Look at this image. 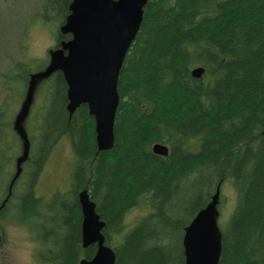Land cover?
Instances as JSON below:
<instances>
[{"label": "trees", "instance_id": "trees-1", "mask_svg": "<svg viewBox=\"0 0 264 264\" xmlns=\"http://www.w3.org/2000/svg\"><path fill=\"white\" fill-rule=\"evenodd\" d=\"M72 1L46 0L43 17L60 14L63 25ZM56 36L72 37L60 26ZM197 67L205 69L200 79L192 76ZM31 73L16 77L23 81L22 99ZM42 84L45 103L27 116L29 152L25 157L23 146L10 183L23 187L15 201L22 217L38 222L40 263L79 264L96 252L82 247L78 195L87 189L106 223L115 264H185L186 228L230 182L236 205L220 226L219 264H264V0H148L120 73L110 151L98 150L87 105L68 111L61 72ZM16 106H0V181L13 162L6 150L15 151L21 138ZM65 138L74 153L70 190L47 201L37 186ZM157 143L169 147L167 157L153 152ZM12 190L9 199L17 198ZM142 205L148 213L128 227V214Z\"/></svg>", "mask_w": 264, "mask_h": 264}, {"label": "water", "instance_id": "water-1", "mask_svg": "<svg viewBox=\"0 0 264 264\" xmlns=\"http://www.w3.org/2000/svg\"><path fill=\"white\" fill-rule=\"evenodd\" d=\"M148 0H73L60 32L71 35L50 53L48 66L31 76L24 110L16 117L15 129L24 140L25 157L30 144L22 122L29 114L36 84L61 72L68 85V111L73 114L87 105L95 120L96 143L99 151L115 146V119L120 104L119 77L127 53L141 28ZM203 67L192 70L200 79ZM153 152L167 157L169 147L157 143ZM22 159H19L21 161ZM221 188L212 201L201 209L185 230L183 237L185 264H219L222 254V231L218 222ZM82 211V244L97 245L92 259L80 264H115L116 254L106 244V223L97 212V205L87 189L79 195Z\"/></svg>", "mask_w": 264, "mask_h": 264}, {"label": "rangeland", "instance_id": "rangeland-1", "mask_svg": "<svg viewBox=\"0 0 264 264\" xmlns=\"http://www.w3.org/2000/svg\"><path fill=\"white\" fill-rule=\"evenodd\" d=\"M45 2L46 0H0V106L3 104L4 108H12L13 105L18 104V107L14 109L16 116L24 110L27 99V95L22 99L24 88L22 78L20 82L16 80V77L24 76L26 70L31 71L32 75L44 69L50 61L51 51L56 47L57 28L62 26L63 17L60 14L50 13L48 17H43ZM43 82L44 80H41L36 84L28 116L38 114L42 110L43 102L45 103ZM30 121L26 117L22 122L27 132L30 126H33ZM16 143L15 151L7 152L6 150L8 158L10 161L12 158L13 162H10V170L5 171L0 181V201L6 196L9 199L11 189H13L12 193L16 192L17 197L9 199L10 208L13 210L9 211V222L6 224L8 236L5 246L27 247L30 246L28 244L30 238L35 244V251L39 246L35 240L37 220L33 219L34 221L31 220L33 223L27 222V225L18 224L21 221H12V218H18V211L14 209L15 201H18L19 192L21 194L23 190L21 185H19L21 190L10 187L16 172L15 162L23 155V146H25L22 137L17 138ZM73 166L72 145L65 138L57 143L44 167L36 190L38 197L49 201L56 193L67 194L70 190ZM219 204L221 207L218 222L220 226H223L229 220L236 205V193L230 182L222 186ZM148 211L147 205L133 209L126 219L128 227L137 223ZM13 212L14 217H12ZM189 218L188 215L185 216L186 221ZM3 249L0 248V251ZM35 264H38V260H35Z\"/></svg>", "mask_w": 264, "mask_h": 264}, {"label": "flooded vegetation", "instance_id": "flooded-vegetation-1", "mask_svg": "<svg viewBox=\"0 0 264 264\" xmlns=\"http://www.w3.org/2000/svg\"><path fill=\"white\" fill-rule=\"evenodd\" d=\"M62 41L63 40L57 38L56 47H57L58 44H61ZM14 209H17V211H18V213H17L18 218H12V221H21L18 224L27 225V222L30 221V220H26L24 217H22V213H21V210H19V206L17 207V205H16V207ZM12 210L13 209H11L9 207L8 196H6L3 200L0 201V248H2V249L6 247L5 244L7 242V236H8L7 235L8 228H6V224H7V222H9V211H12ZM81 213H82V211H81ZM14 216H15V213L13 212L12 213V217H14ZM82 220H83V216H82ZM23 221H26V222L24 223ZM95 246L97 247V245H93L91 247H95ZM82 247H83V244H82ZM88 248H90V247H88ZM88 248H84L83 247V249H88ZM37 250L38 249H36L34 251V257H35V253H37ZM96 251H97V248H96ZM95 253H94V255H95ZM94 255L90 259H92L94 257ZM83 259H85V258H83ZM35 260H37V258ZM38 264H46V263H40L38 261ZM79 264H80V262H79Z\"/></svg>", "mask_w": 264, "mask_h": 264}, {"label": "clouds", "instance_id": "clouds-1", "mask_svg": "<svg viewBox=\"0 0 264 264\" xmlns=\"http://www.w3.org/2000/svg\"><path fill=\"white\" fill-rule=\"evenodd\" d=\"M27 247H6L0 251V264H35V244L30 240Z\"/></svg>", "mask_w": 264, "mask_h": 264}]
</instances>
